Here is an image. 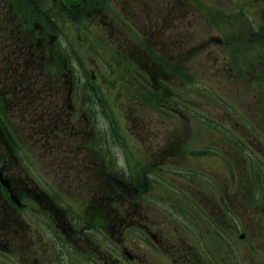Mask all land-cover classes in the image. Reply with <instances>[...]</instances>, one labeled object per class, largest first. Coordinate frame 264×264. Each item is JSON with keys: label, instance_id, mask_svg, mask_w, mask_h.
I'll use <instances>...</instances> for the list:
<instances>
[{"label": "rangeland", "instance_id": "374dc122", "mask_svg": "<svg viewBox=\"0 0 264 264\" xmlns=\"http://www.w3.org/2000/svg\"><path fill=\"white\" fill-rule=\"evenodd\" d=\"M262 2L96 0L105 11L90 15L0 0V92L15 101L21 165L64 217L28 206L45 232L25 264H264ZM14 15L31 40L55 38L50 75L17 45ZM71 83L91 91L74 94L70 126ZM103 199L116 202L106 221Z\"/></svg>", "mask_w": 264, "mask_h": 264}, {"label": "flooded vegetation", "instance_id": "af4514ba", "mask_svg": "<svg viewBox=\"0 0 264 264\" xmlns=\"http://www.w3.org/2000/svg\"><path fill=\"white\" fill-rule=\"evenodd\" d=\"M122 2H132V0H120ZM82 2V3H79ZM103 0H98V6H102ZM96 0H58L57 5L65 12H79L87 10L91 15L92 12L100 13L105 11V9H99L94 5ZM97 4V3H96ZM75 11V12H74ZM6 20H3L5 23ZM28 31V30H27ZM46 39L40 36L36 47L44 49L46 44ZM17 45L21 48H28L33 45L29 40L17 41ZM0 173L2 177L8 181L12 192L16 195L21 194L20 182L22 180L15 175H13L9 169L7 164L0 159ZM7 190L0 183V264L2 257H7L9 262L13 264H25L22 259H29L30 256L24 255L25 257L21 258L20 249L22 248L25 253L28 249L35 246L36 243L33 238H31L30 233L26 232L29 230L30 224L28 221L24 222L22 218L17 214V209L10 204L8 200ZM29 195V193L27 194ZM19 196V195H18ZM30 197H33L30 194ZM46 209L50 212V208L46 205ZM54 213V212H53Z\"/></svg>", "mask_w": 264, "mask_h": 264}, {"label": "trees", "instance_id": "16d2710c", "mask_svg": "<svg viewBox=\"0 0 264 264\" xmlns=\"http://www.w3.org/2000/svg\"><path fill=\"white\" fill-rule=\"evenodd\" d=\"M19 31L21 32V28H22V20H20L19 21ZM15 26H17V24L15 25ZM49 51V50H48ZM47 50H46V55L45 56H38V53H36V56H35V58H33V61L36 63V65H37V67H39V68H41L42 66V71H44V73H49V71H51V70H53L54 69V67H55V64H57V63H59V59H61V57L59 56V55H55V53L53 52V51H50V52H48ZM37 52V51H36ZM42 54V53H41ZM23 66V65H22ZM23 73H26L25 71L23 72ZM38 77H43V76H41V75H39ZM89 99H91V98H89ZM92 101V100H91ZM3 109V107H2V105L0 104V111ZM59 112V116L61 117L62 116V114H63V116H64V112H62V111H58ZM62 112V113H61ZM62 118H64V117H62ZM5 139L6 141H8V143L11 145V146H14V148H13V151H15L16 150V148H18L19 146L17 145V140H15L14 139V136L11 134V133H9V131H8V129L6 128V126L0 121V140L1 139ZM106 197V196H105ZM105 197H104V199H105ZM103 199V200H104ZM104 201H108V203L106 204V206H107V209H106V211H107V214H110V216L111 215H115L116 213L114 212V210H113V205H112V202H113V200H111V199H106V200H104ZM93 202V201H92ZM113 203H116V202H113ZM102 206H105L103 203H102ZM95 209H96V207H95ZM94 217V221L96 220V219H98V215L95 213L94 215H93ZM105 216V213L103 214V212H101L100 213V218L101 217H104Z\"/></svg>", "mask_w": 264, "mask_h": 264}]
</instances>
